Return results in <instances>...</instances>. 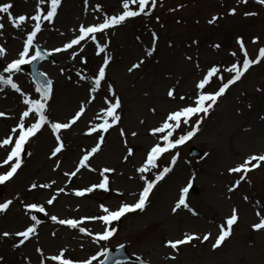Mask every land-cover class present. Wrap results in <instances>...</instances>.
<instances>
[{
    "label": "rangeland",
    "instance_id": "1",
    "mask_svg": "<svg viewBox=\"0 0 264 264\" xmlns=\"http://www.w3.org/2000/svg\"><path fill=\"white\" fill-rule=\"evenodd\" d=\"M80 1L74 0L72 3L71 0H62L54 21L51 24L41 22L42 33L39 40L33 42L30 54L38 45L47 51L54 50L52 47H60L62 43L76 38L81 25H98L105 16H116L123 11L122 0H87L86 9H82ZM254 1L156 0L154 7L149 6L151 3L146 6L149 15L130 18L119 26L97 33L96 43L86 39L80 45L73 46L74 51L70 54L55 55L56 61L41 64V71L53 82L45 113L49 121L67 122L81 105L85 112L70 129L61 130L64 148L55 157L51 156L56 146L51 129L44 128L38 132L24 146L18 173L0 185V203L12 201L6 212L0 214V264H41L44 257L59 254L62 250L65 251V258L75 264H81L91 256L97 258L93 264H99L104 258L101 253L123 244L134 256V260L126 264H264V231H253L251 227L259 221L257 212L264 215V162L247 173L235 190L229 191L243 175L230 173L229 169L243 163L251 155L264 154V61L254 64L241 80L231 85L207 116L200 114L202 122L196 135L164 153L158 160L157 169L144 173L145 179H141L142 174L137 171L152 146L157 143L163 146L162 140L158 139L163 134L153 136L151 130L159 127L170 112L193 104L198 92L196 84L211 68L219 71L211 84L206 86V93L218 91L222 83L231 79L234 73L225 69L234 63L242 67L243 56L237 44L238 38L244 43L259 38V43L264 45V5L256 6ZM5 2L13 4L10 10L13 16L28 17L21 28L16 29L6 14H0V24L4 25L0 29V47L6 50L5 61H13L18 58L23 42L35 23L30 17L35 14L37 0H0V3ZM41 8L46 14L47 2ZM97 8L99 11H96ZM130 8L138 10V5L132 4ZM170 9H174L173 13L165 14ZM233 9L235 15H230ZM69 14L72 18L68 20ZM213 17L217 19L209 23ZM57 30L62 31L57 41L45 44V36L55 34ZM153 33L157 37L155 41ZM97 43L107 45L100 55H97ZM129 45L132 47L127 55L125 48ZM215 45L220 47L216 48ZM256 45L252 48L255 49ZM148 51L152 52L151 56L147 55ZM105 55L119 59L115 61L119 62L117 68H112L113 63L106 69L103 84L111 85L115 92L118 91L124 105L118 110L121 119L107 133H103L105 139L101 149L88 161L92 170L82 168L72 177L70 174L78 167L79 160L99 141L100 133H87L91 125L103 122L99 116L105 108L98 92L91 93L89 87L80 83L77 77L97 73ZM92 58L95 59L91 62ZM140 60L144 61L141 67L129 72L128 69ZM6 64H2L0 71ZM13 81L20 84L25 95L40 98L34 83L22 68L15 73ZM62 83L72 88L82 84L83 89H78L76 103L67 112L62 114L58 110V115H53L50 109L63 95L55 88ZM169 90H174V98L168 97ZM182 96L185 99L181 100ZM16 98V104L22 107L19 105L16 108L10 98L0 95V112L5 114L0 117V142L14 137L12 129L18 126V115L26 110L19 93ZM90 100L91 103H88ZM192 119L188 125H182L174 132V138L191 130L197 117ZM121 130L125 135H121ZM133 132L137 135L133 136ZM110 136L113 141L107 145ZM47 137L50 141L46 143ZM191 146L204 152L205 157H190L188 148ZM9 147L3 148L6 153ZM129 148L133 150L132 156H127ZM174 155L177 160L173 166L171 160ZM3 157L0 154V164ZM164 167H172V171L160 183V190L154 192L141 214L124 216L117 223L109 225L99 220L85 219L103 215L101 205L113 211L124 203L132 205L138 200V192L145 180L154 179L156 172ZM105 168L114 170L105 173L109 179L108 192L96 189L84 197L73 194L98 184L102 179L100 172ZM8 170L9 167L0 169V174ZM124 182H134L135 185L125 190ZM33 184L37 187L32 188ZM43 184L50 187H40ZM192 184L197 187L196 195L191 193ZM184 187L189 189L185 199L190 209H201L208 216L207 219L196 220L182 209L176 213L171 211ZM61 188L63 192L59 191ZM53 196H56V200L49 205L47 201ZM32 204L45 209L47 215L41 213L43 221L39 220L40 213L27 207ZM233 208L238 211V222L225 244L214 250L212 245L218 237L219 228L222 225L226 227L225 221ZM33 215L38 224L31 219ZM51 216L84 219L80 226L92 235L87 241H79L82 237L80 234L53 226ZM29 226H35L36 233L19 245L22 237L16 234ZM105 230L113 231V235L106 241L95 242L94 236ZM5 232L9 235L4 236ZM186 233L201 239L178 246V251L166 246L169 241H176ZM203 234H210V238L202 243ZM37 248L44 257L37 252ZM4 254L11 255L15 261ZM173 256L175 259H171ZM44 264L54 262L44 259Z\"/></svg>",
    "mask_w": 264,
    "mask_h": 264
},
{
    "label": "snow or ice",
    "instance_id": "2",
    "mask_svg": "<svg viewBox=\"0 0 264 264\" xmlns=\"http://www.w3.org/2000/svg\"><path fill=\"white\" fill-rule=\"evenodd\" d=\"M46 2H47V9H46V14H44V10H42L41 5L45 4ZM240 2L247 3V0H240ZM256 2L258 4L264 5V0H256ZM85 3H87V0H85ZM150 3L154 7L156 5V0H122L123 11L121 14L112 17L105 16L103 22L99 23L98 25H93V26L81 25L79 27V35L76 38L64 44L62 48L54 49V51L62 52V51H67L69 49H73V46L80 45L81 42L85 41L86 39H91L92 42L96 43L97 33H102L109 28L119 26L123 24L126 20L130 18L138 17L141 14H144L145 16L149 15V12L146 11V6H148ZM61 4H62V0H37L35 14L30 17V19L35 23L32 27V30L27 34L26 39L23 42L22 50L18 53V58L7 63L6 66L3 67L2 72H0V85L9 86L13 91L19 93L20 96L22 97V103L26 106V110L22 112V115L19 118L18 126L12 129L13 133H17L18 131V137L15 138L14 140V146H12L10 151L8 152L7 158L3 160L2 164H0V167H3L4 165H8L10 169L5 174H0V185L5 184L6 181L12 179L13 176L17 173L18 169L21 168V164H22L21 153L24 149L25 144L29 141L31 137H34L38 132H40L45 125L50 127L51 132L56 139V146L51 153V156L55 157L64 148L60 136L61 130L70 129L74 124H76V122L85 112L83 105H81L79 111H77L69 121L50 122L45 113L47 111L48 101L50 100L51 97L52 81L38 80L36 82L37 83L36 92L39 93V97H40L39 99L29 98V96L25 95L24 92L21 91L20 87H18V85L13 81V75L20 71L22 65L31 64L34 61L41 60L44 58L39 50H37L34 55L30 54V49L34 47L33 42L37 37V34L42 29L41 22L47 21L49 24H51L53 22L54 17H56L58 8L61 6ZM132 4L138 5V10H131L130 5ZM12 8H13V4L10 2L0 3V14H6L7 19L11 23L12 27L16 29H20L21 26L26 22L28 17H26L25 15H19L18 17L13 16L10 11ZM96 11H99V8H97ZM229 14L235 15V9H233ZM247 15H255V14L247 13ZM216 19L217 17H213V19L210 20L209 23H213ZM3 27L4 25L0 24V29H3ZM156 39H157L156 34L153 33V40L155 41ZM256 42L257 41L254 39L253 43ZM237 44L240 46L241 52L244 54V58L242 62V67H239L237 64L234 63L230 68L225 69V71H228L229 73H234L231 79H229L226 83H222L218 91H215L214 93H206L204 91L206 86H209L211 84L212 78L219 71V69L215 67L211 68L206 73V75H204L203 78L196 84V88L198 92L193 100V104L190 106L181 107L178 110L170 112L159 127H155L151 130L150 134L153 136H157V134H163L162 136L158 137V139L162 140L163 146H161L160 143H157L154 146H152L150 150L147 152L146 160L144 164L137 169V171L142 174L141 179H145L143 176L144 173H147L152 169L158 168V160L164 153H167L170 150L175 149L180 145H183L186 141L190 140L193 136H195L202 122V118L200 117V114L203 113L204 116H207L212 106L217 103L218 98L223 96L231 85L241 80L242 76L249 70L250 67H252L254 64L260 63L261 60L264 59V47L259 49L258 56L256 57L255 60H250L248 58V54L245 49L243 40L238 38ZM106 47L107 45L101 46L99 43H97V55L104 53ZM214 47L219 48L220 46L215 45ZM5 54H6L5 48L0 47V58L4 57ZM48 54L50 55L51 53ZM231 54L235 55V53H231ZM147 55L151 56L152 52L148 51ZM109 63H110V57L105 55L103 57V64L99 67L98 73L91 81L92 84V87L90 89L91 93H96L101 86V82L106 79V69L109 66ZM143 63L144 61L140 60L138 63L133 64L128 69V71L131 72L134 69L140 68ZM5 73L7 74V76L4 75ZM38 75H43V73H39ZM80 78L86 79V77L84 76H81ZM2 90L3 89L0 88V91ZM108 91L112 96V100H106V108L103 109L102 115L99 116V119H101L103 122L100 124L91 125L90 130L87 133L89 135H91L92 133H100L99 141L94 147L91 148L90 151L86 152L83 155V157L79 160L78 167L76 168L75 171H73L70 174L72 177L76 176L77 173L82 168H88L89 170H92L89 166L88 161L90 157H92L95 153H97L101 149V144L105 139L103 133H107L109 129L112 128L114 125H116L121 119V116L117 112V110L121 107V102L119 98L116 97L115 92L112 89L111 85L108 86ZM167 95L169 98H174V90H169L167 92ZM180 99L183 100L185 99V97L182 96L180 97ZM88 103H91V100L88 101ZM30 114H34L33 118L35 119V122L31 123L30 126L26 127V120L27 118L30 117ZM4 115L5 114L3 112H0V117H3ZM194 116H196L197 119L195 120L191 130L187 131L186 134L180 135L179 138H174L173 136L174 132H176L177 129L181 128L182 125H188L192 121V117ZM121 135L122 136L125 135L123 130H121ZM132 135L136 136L137 134L133 132ZM12 143H13L12 137L5 138L2 140V142H0V148H4L5 146H8ZM132 155H133V150L129 148L127 151V156H132ZM125 159H127V157H125ZM176 160H177V156L174 155L171 160V165L174 166ZM253 161H255L256 163L253 164L252 163ZM260 162H264V154L251 155L247 159H245L243 163L229 169L230 173H243V175H241L237 180L236 185H234L232 188H229V191L235 190V187H238L240 180H244L245 177L247 176V173L250 172L253 168L261 166ZM112 171L114 170L107 168L103 169L100 172V176L102 177V179L98 184L92 185L84 190H77L73 194L76 197H84L87 194L92 193L96 189L102 190L104 192H108L110 190L109 179L107 176H105V173H109ZM171 171H172V167H164L162 170L156 172L154 179H146L143 190L139 193L138 201L136 203L132 205L126 203L122 204L118 208V210L115 211L110 210L108 207L104 205H101L100 207L102 213H104L103 215H100L99 217H90L85 219L99 220L102 221L105 225H109L113 221L120 220L128 213H133L136 212L137 210L143 212L146 209L150 194L153 191V189ZM65 175L67 176L69 174L65 173ZM36 187H37L36 184L32 185V188H36ZM40 187L48 188L50 187V185L43 184L40 185ZM188 190H189L188 187H184L181 190L178 201L171 209L173 213H176L177 210H180L182 207L184 209H188L189 211H192L189 208V205L186 203V199H185ZM59 191L63 192L64 189L61 188ZM245 199L247 200V197H245ZM54 200H56V196H53L51 199H49L47 203L51 205ZM11 203H12L11 200L5 203H0V213L5 212L9 208V205ZM27 207L36 213H45V209L43 207L37 206L35 204L27 205ZM192 214L196 215L194 211H192ZM45 215H47V213H45ZM256 215L259 217V221L257 223L252 224L251 226L252 230L264 231V215H261L260 212H257ZM31 219L35 223L37 224L39 223V221L36 220L35 215H33ZM238 219H239L238 211L236 208H233L230 217H228L225 221L226 227L222 225L219 228L218 237L215 239V242L212 245V248L214 250L219 248L223 244V242L230 237L231 230L233 226L238 222ZM51 220L54 223L66 226L69 229L72 230L78 229L79 233L83 235H87V236L92 235L90 232L86 230L85 227L80 226L84 223V219H80V220L58 219L56 216H51ZM36 231L37 230L35 226H29L24 231L18 232L16 235L22 237V239L19 241V245H22L25 243V241H28L30 239V235L35 234ZM3 235L8 236L9 233L5 232L3 233ZM112 235H113V231L105 230L102 234H96L94 236V240L95 242L106 241ZM209 238H210V234H205L203 235L201 242L203 243L204 241H208ZM197 239H201V238L199 236L186 233L184 234V237L182 239L176 241H169L166 246L170 247L173 251H178V245H185ZM19 245L16 246L18 247ZM37 252H39L40 255L44 257L43 252L39 248H37ZM100 255L104 256L105 259L110 258L107 252H103ZM44 259L48 261H52L54 262V264H74V262L71 259L65 258V251L63 250L60 251L59 254L47 256L44 257ZM44 259L41 260V264H44ZM137 259L139 260V258ZM171 259H175V257L173 256L171 257ZM94 260H96V256H93L91 259L82 262V264H93ZM100 264H105V261H101ZM113 264H126V262L120 259L113 258Z\"/></svg>",
    "mask_w": 264,
    "mask_h": 264
},
{
    "label": "bare ground",
    "instance_id": "3",
    "mask_svg": "<svg viewBox=\"0 0 264 264\" xmlns=\"http://www.w3.org/2000/svg\"><path fill=\"white\" fill-rule=\"evenodd\" d=\"M73 1L74 0H71V2L73 3ZM80 4L82 5V9H86L87 8V4L85 3V0H81L80 1ZM72 18V16L69 14L68 15V20L69 19H71ZM43 23H45V24H48V22L47 21H44ZM62 31L61 30H57L56 31V33L55 34H48V35H46L45 36V38H44V43L45 44H49V43H53V42H55V41H57V39H58V36H59V34L61 33ZM42 32H40L39 34H38V36H37V38H39V35L41 34ZM131 47L132 46H128V47H126L125 49V51H126V54L127 55H129V53H130V49H131ZM137 47H138V45H137ZM54 49V48H53ZM68 51H71V49H69ZM55 53H57V52H55ZM61 54L60 55H63V54H66V51H62V52H60ZM95 58H92L91 59V62L94 60ZM119 59L117 58V57H110V63H109V65H112L113 63V66H112V68L113 69H115V68H117V65L119 64V62H115V61H118ZM67 65H69V63L67 62ZM108 68V67H107ZM2 72V71H1ZM5 76H7V74L5 73L4 74ZM81 76H84V77H86V79H81L80 77ZM13 77H14V75H13ZM94 77H95V74H93V73H87V74H81V75H79L78 77H77V79L79 80V82L80 83H84L85 85H87L88 87H89V89H91V87H92V84H91V81L94 79ZM105 81V80H104ZM82 84H76V85H80L78 88H75V87H71V86H69L68 84L66 85V84H58V86H57V88H55V90L57 91V92H59L60 94H63L62 95V98H60L59 100H57L56 102H55V104L52 106V108L50 109V114H53V115H58L57 114V111L58 110H60L61 111V113L63 114V113H65V112H67V110L68 109H70L76 102V97H77V94H78V89H83V85ZM19 86H20V84H18ZM0 88H2L3 90L2 91H0V95H2V96H4V97H6V98H10L11 100H12V102H11V104L12 105H14L16 108H19V105L20 104H16V102H17V98H16V95H17V92H15V91H13L9 86H4V85H0ZM68 90H69V92H68ZM8 92H10V94H6V93H8ZM98 92V94L100 95V97H101V99H102V101L104 102V104H105V108H106V99H107V97H110L111 98V100H112V96H111V94L109 93V91H108V85H104L103 84V82H101V86H100V88H99V90L97 91ZM115 92V91H114ZM15 93V94H14ZM115 95H116V97H118L119 98V100H120V96H119V93H118V91L116 90V92H115ZM29 96V98H31V96H30V94L28 95ZM7 103H9V102H7ZM10 104V103H9ZM10 104V105H11ZM11 105V106H12ZM21 107H22V105H20ZM124 105H122L121 104V107L120 108H122ZM104 108V109H105ZM103 111V110H102ZM22 114H21V112L19 113V115H18V120H19V118H20V116H21ZM32 115H34V114H32ZM29 120V118H27V120H26V122ZM19 124V123H18ZM47 126V125H46ZM48 127V126H47ZM49 129H50V127H48ZM16 138V137H15ZM50 141V139L47 137L46 138V141H44V142H49ZM112 141H113V137L112 136H110V137H108V140H107V142H106V144L108 145H111V143H112ZM101 146H102V144H101ZM5 153H6V150L5 149H3V148H0V154H2V156H4L5 155ZM140 156V155H139ZM61 163V162H60ZM60 163H58L57 165H59ZM67 163V161H65L64 162V164H66ZM18 173V172H17ZM202 173V172H201ZM211 173V172H210ZM209 173V174H210ZM16 175V174H15ZM165 179V178H164ZM164 179L163 180H161L157 185H156V187L153 189V191L151 192V194H150V197H149V200L152 198V196H153V194H154V192H158V190H160L159 188H160V183H163L164 182ZM135 185V183L134 182H131V183H128V182H124V187H125V190H130L131 188H133V186ZM170 187L171 186H169L168 188L170 189ZM182 209V211H185V212H189V214H190V216H193L196 220H205V219H207V215H206V213L205 212H203L201 209H198V211H196V210H192V211H194L195 213H196V215H193L192 214V211H189L188 209H184L183 207L181 208ZM6 212V211H5ZM4 213V212H3ZM140 213V211L138 210V211H136L134 214H139ZM210 213L213 215V216H215L214 215V213L212 212V211H210ZM0 214H2V213H0ZM196 220H193V221H196ZM50 223L53 225V226H57L58 224H56V223H54V222H52V221H50ZM61 227L63 228V229H66V230H69V231H71V232H77L78 231V229L77 230H72V229H69V228H67L66 226H63V225H61ZM80 240H88V236H83V237H81L80 239H79V241ZM225 242L226 241H224L223 242V244L221 245V246H223L224 244H225ZM220 246V247H221ZM4 255H8V256H10L11 257V261H15V258L14 257H12L11 255H9V254H4Z\"/></svg>",
    "mask_w": 264,
    "mask_h": 264
},
{
    "label": "water",
    "instance_id": "4",
    "mask_svg": "<svg viewBox=\"0 0 264 264\" xmlns=\"http://www.w3.org/2000/svg\"><path fill=\"white\" fill-rule=\"evenodd\" d=\"M34 67H35V65H34ZM191 153L193 155L201 156V154L198 151H196V150L195 151L191 150ZM193 192L195 193L196 190H193ZM109 257L110 258L105 261V264H113V258L114 259H120L122 261H124L125 259L127 260V258H128L126 253L124 252V248L123 249H119L118 251H113L112 254L109 255Z\"/></svg>",
    "mask_w": 264,
    "mask_h": 264
}]
</instances>
